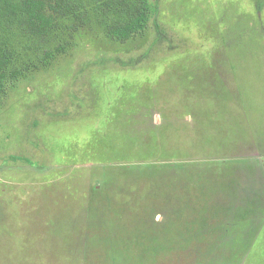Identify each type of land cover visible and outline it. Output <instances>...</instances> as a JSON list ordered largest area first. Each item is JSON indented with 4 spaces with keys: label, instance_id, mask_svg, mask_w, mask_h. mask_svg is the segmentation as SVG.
Instances as JSON below:
<instances>
[{
    "label": "rangeland",
    "instance_id": "obj_1",
    "mask_svg": "<svg viewBox=\"0 0 264 264\" xmlns=\"http://www.w3.org/2000/svg\"><path fill=\"white\" fill-rule=\"evenodd\" d=\"M152 1L5 28L0 264H264V0Z\"/></svg>",
    "mask_w": 264,
    "mask_h": 264
},
{
    "label": "trees",
    "instance_id": "obj_2",
    "mask_svg": "<svg viewBox=\"0 0 264 264\" xmlns=\"http://www.w3.org/2000/svg\"><path fill=\"white\" fill-rule=\"evenodd\" d=\"M54 1L60 0H0V39L4 38L5 28L16 29L18 25L25 26L30 33L46 31L53 22L47 7L49 4L52 6ZM116 1L118 7L114 12L118 15L109 29V36L115 40H127L137 33H143L150 20L156 17L157 6L152 0ZM6 52L0 46V99L6 94L7 68L11 64Z\"/></svg>",
    "mask_w": 264,
    "mask_h": 264
}]
</instances>
